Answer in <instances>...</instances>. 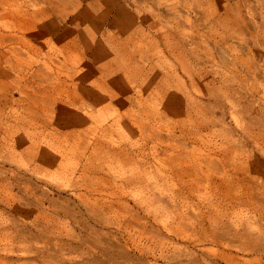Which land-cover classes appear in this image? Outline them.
Instances as JSON below:
<instances>
[{
    "label": "rangeland",
    "instance_id": "obj_1",
    "mask_svg": "<svg viewBox=\"0 0 264 264\" xmlns=\"http://www.w3.org/2000/svg\"><path fill=\"white\" fill-rule=\"evenodd\" d=\"M19 1L24 11L0 20V264H258L254 241H264V109L251 99L264 84L257 69L264 67V0H159L164 14L158 17L190 18L184 29L202 46V59L193 62L205 66L198 86L203 95L196 96L211 104L196 109L190 135L178 131L168 144L178 153L191 141L192 153L208 155L213 165L208 182L184 169L162 180L149 156L151 163L139 171L148 182L140 202L131 195L137 189L125 195L105 171L88 169L85 159L58 169L62 158L53 149L67 143L65 135L75 126L67 114L57 125L59 118L34 102L45 91L36 83L56 89L57 67L77 68L84 60L69 49L91 57L81 47L90 42L104 61L113 42L140 35L138 29H116L136 24L107 9L126 0H96L89 12L71 0ZM94 11L109 12L113 20L116 15L117 21ZM222 34L227 41H219ZM173 98L170 110L180 111L182 103ZM178 118L172 112L164 117L174 123ZM98 180L106 197L117 196L113 202L93 189ZM150 192L156 201L149 200ZM248 219L257 232L247 231ZM215 234L223 238L218 245L211 243Z\"/></svg>",
    "mask_w": 264,
    "mask_h": 264
},
{
    "label": "bare ground",
    "instance_id": "obj_2",
    "mask_svg": "<svg viewBox=\"0 0 264 264\" xmlns=\"http://www.w3.org/2000/svg\"><path fill=\"white\" fill-rule=\"evenodd\" d=\"M236 6L242 7L239 2ZM188 22L191 23L190 18L183 16L153 18L151 23L143 24L139 36L134 34L130 39L125 38L121 41L123 44L113 42L112 56L104 61L97 58L95 44L82 41L81 47L87 48L92 56H86L82 50L69 49L84 55V60L77 68L62 64L57 67L56 89H49L47 85L45 89L41 83H36L45 91L40 97L36 96L34 102L50 109L59 118L57 125L60 126L61 114H67L66 118L75 126L73 133L65 135L69 136L67 143L53 149L62 158L58 169L69 160L80 164L85 159L88 169L105 171L109 176L107 179L118 183L125 195L130 189H137L131 195L138 202L146 197L144 189L148 182L139 171L151 163L147 160L149 156L153 160L154 175L162 180L179 176V171L184 169L208 182L213 165L208 155L195 156L191 141L185 142L178 153L177 148L168 144L177 140L172 135L178 131L190 135L191 129L187 127L195 121L196 109L211 105L196 96L203 95L198 86L205 78L202 72L205 66L201 61L193 62L202 59V46L191 42L197 39L190 31H185L184 23ZM161 41L165 43V49L160 45ZM219 41H227V34H222ZM225 54L226 50L223 57L227 59ZM257 69L264 78V67ZM260 87L262 89L253 90L251 101L264 109V84ZM173 96L182 103L180 111L170 110L174 105ZM235 100L238 102L239 98ZM112 102L116 108L110 107ZM235 102L231 104H241ZM170 112L180 117L175 123L164 119ZM86 125L89 127L84 132L82 127ZM249 143L244 141L243 145ZM55 162L58 159L51 161ZM93 184V189L105 198V188L100 187L99 180ZM125 189L128 190L125 192ZM121 195H118L120 200ZM116 197L107 194L106 200L113 202ZM148 198L156 201L151 192ZM246 226L249 233L258 231L249 219ZM211 240L212 244L218 245L223 238L215 234ZM255 243L260 253L256 256L258 264H264V241L260 239Z\"/></svg>",
    "mask_w": 264,
    "mask_h": 264
},
{
    "label": "crops",
    "instance_id": "obj_3",
    "mask_svg": "<svg viewBox=\"0 0 264 264\" xmlns=\"http://www.w3.org/2000/svg\"><path fill=\"white\" fill-rule=\"evenodd\" d=\"M66 1V0H64ZM70 0L66 1L67 3ZM74 1L76 3H78L80 6L85 7V11L87 10L89 12V8L94 6L96 4V0H71ZM105 1V0H104ZM109 5H113V1L109 2ZM124 3V6H112L115 9L113 10V8L108 7L107 9H109L111 14H116V15H120L122 17V15H126V19L130 20L132 23H135L136 25H126V26H117L116 29H120V28H133V29H138L140 30L141 28L144 27L143 24H147V21L149 23H151L153 21V16L152 15H157L156 17H158L161 14H164L162 7L163 3L162 1H155V0H126ZM25 4V3H24ZM22 3H20L19 0H0V20L3 19H15L17 17L16 14L18 13H22L24 11V8L26 7V5H24ZM30 7V6H29ZM30 12V11H29ZM109 12L107 13L106 11L104 12H98V11H94L93 13H99V14H109ZM113 16L114 20L112 17L109 16V19L112 18V21H117V16ZM159 18V17H158ZM157 18V19H158ZM147 20V21H145ZM114 26L109 25L108 29H113ZM115 29V28H114Z\"/></svg>",
    "mask_w": 264,
    "mask_h": 264
}]
</instances>
